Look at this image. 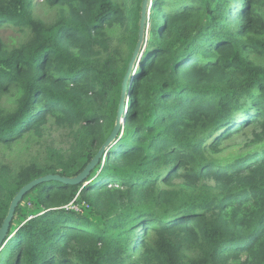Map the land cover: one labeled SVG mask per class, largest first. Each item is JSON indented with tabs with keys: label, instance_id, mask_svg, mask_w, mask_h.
<instances>
[{
	"label": "trees",
	"instance_id": "obj_1",
	"mask_svg": "<svg viewBox=\"0 0 264 264\" xmlns=\"http://www.w3.org/2000/svg\"><path fill=\"white\" fill-rule=\"evenodd\" d=\"M142 2L0 0V228L111 134ZM124 115L87 184L24 196L0 264H264V0H152Z\"/></svg>",
	"mask_w": 264,
	"mask_h": 264
},
{
	"label": "water",
	"instance_id": "obj_2",
	"mask_svg": "<svg viewBox=\"0 0 264 264\" xmlns=\"http://www.w3.org/2000/svg\"><path fill=\"white\" fill-rule=\"evenodd\" d=\"M151 2L152 0H143L142 2L140 21H139L138 41L135 46L134 52L132 54L131 60L129 62L128 71L123 80L122 94L120 98L116 124L111 134L109 135L105 143L102 145V147L99 149L97 154L94 156V158L88 163L85 169L78 175L68 177L59 174H47L30 181L20 189V191L13 198L8 214L5 217L2 226L0 228V249L4 246L6 240L9 238L10 226L13 217L15 215L16 208L18 207L19 203L22 201L24 196L31 189H33L34 187H36L37 185L43 182L50 180H58L62 183L71 184V185H78L81 183L87 184L88 177L90 176L91 172L96 168V166L101 162V160L104 159L108 149L115 143V141H117L118 138H120L125 124L124 108L127 102L128 91L132 82L134 65L136 61L140 59L144 51L145 43L148 37Z\"/></svg>",
	"mask_w": 264,
	"mask_h": 264
},
{
	"label": "rangeland",
	"instance_id": "obj_3",
	"mask_svg": "<svg viewBox=\"0 0 264 264\" xmlns=\"http://www.w3.org/2000/svg\"><path fill=\"white\" fill-rule=\"evenodd\" d=\"M39 9V7L36 9V11ZM38 12H39V14H43V11H41V9H39L38 10ZM50 15H51V17H49V20H51L52 18H53V16H54V11H50ZM6 28H4V29H2L1 31H0V33L2 34V36L4 37V38H8L10 35H12L13 34V32L11 31V30H9V29H6ZM50 136L52 137V136H54V137H59L60 136V133L58 132V131H53L52 132V134H50ZM238 141H241V139H239ZM79 208V206L77 205V208L76 209H78Z\"/></svg>",
	"mask_w": 264,
	"mask_h": 264
},
{
	"label": "built area",
	"instance_id": "obj_4",
	"mask_svg": "<svg viewBox=\"0 0 264 264\" xmlns=\"http://www.w3.org/2000/svg\"><path fill=\"white\" fill-rule=\"evenodd\" d=\"M150 8H151V6H150ZM74 208H77V207L75 206Z\"/></svg>",
	"mask_w": 264,
	"mask_h": 264
}]
</instances>
